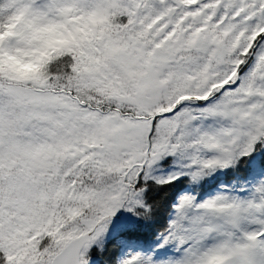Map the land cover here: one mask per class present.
Wrapping results in <instances>:
<instances>
[{"label": "snow or ice", "instance_id": "obj_1", "mask_svg": "<svg viewBox=\"0 0 264 264\" xmlns=\"http://www.w3.org/2000/svg\"><path fill=\"white\" fill-rule=\"evenodd\" d=\"M0 264H264V0H0Z\"/></svg>", "mask_w": 264, "mask_h": 264}, {"label": "clouds", "instance_id": "obj_2", "mask_svg": "<svg viewBox=\"0 0 264 264\" xmlns=\"http://www.w3.org/2000/svg\"><path fill=\"white\" fill-rule=\"evenodd\" d=\"M21 71H23V72H29V71H31L32 69L31 68H23V69H20Z\"/></svg>", "mask_w": 264, "mask_h": 264}]
</instances>
